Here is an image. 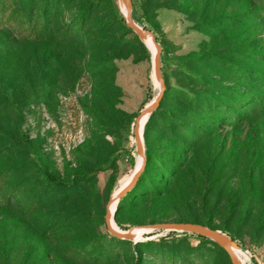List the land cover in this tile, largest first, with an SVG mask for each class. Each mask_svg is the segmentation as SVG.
<instances>
[{
  "label": "rangeland",
  "instance_id": "rangeland-1",
  "mask_svg": "<svg viewBox=\"0 0 264 264\" xmlns=\"http://www.w3.org/2000/svg\"><path fill=\"white\" fill-rule=\"evenodd\" d=\"M15 1L0 20V264H232L212 240L148 229L166 223L226 231L242 264H264L263 0H129L161 47L160 82L122 0ZM30 4L47 31L18 20ZM184 90L240 114H198ZM160 94L149 147L177 164H155L159 193L114 217L142 232L128 241L109 232L107 211L138 169L136 124ZM205 120V133L189 127ZM143 140L146 166L145 126ZM43 171L75 189L47 185Z\"/></svg>",
  "mask_w": 264,
  "mask_h": 264
},
{
  "label": "trees",
  "instance_id": "trees-1",
  "mask_svg": "<svg viewBox=\"0 0 264 264\" xmlns=\"http://www.w3.org/2000/svg\"><path fill=\"white\" fill-rule=\"evenodd\" d=\"M264 2V0H263ZM16 1L15 0H0V20H3V18L6 17L7 14V9L10 7V5L15 4ZM34 8L33 6L30 4V13L28 18H24L23 16L19 17V21H21V23L23 24H27L28 25V29L32 30L33 26L30 25L31 21H34V24L37 25L38 27H41V31H47L48 30V23L47 20L45 18H35L34 16ZM119 14V11H117ZM121 20L124 22V25L127 27L126 24V20L124 17H121ZM15 25V23L13 24ZM17 27H19L18 25H16V27H14V30L17 29ZM130 29V28H128ZM130 32L133 33V31L130 30ZM157 40V39H156ZM158 41V40H157ZM203 55L201 53L198 52H194L192 54H190V56L187 58L190 63H195V62H200L202 60ZM162 61V60H161ZM188 68V66H187ZM187 76L189 77L190 81L193 82L196 79V73L193 71L187 72ZM241 77L242 81H246V79H248L249 77L245 74H243ZM198 81L201 82V78H198ZM165 95H169L168 93ZM179 97H181L187 104H189L192 108L195 109V112L198 114L201 113H217L218 114H225V116H231L234 117L240 114V111L235 110V107H230L229 104H223V106H219V103L216 102V100H210L205 99V98H201L200 96L194 95L193 92H186L185 90L180 92ZM165 96V98H166ZM217 115L211 116L210 117H215ZM235 118H231V120H233ZM158 116H156V113L151 114V116L149 117L146 125H145V144H147V149H146V155H147V164L145 166V169L143 171V173L141 174L139 180L137 181L136 185L132 188V190L130 192H128L118 203L117 206V211H116V215L115 217L118 216V213L121 209H123L124 207V203H129L130 200H135L138 199L139 197H149L151 196V194L149 193H154L157 194L159 193V191L161 190V186H159V181L156 180L155 177H153L152 173L155 171V164L159 165L158 168L161 169H165V171H171L174 169V167L176 166L177 162H174L173 165H168L167 164V160H165L163 157L153 154L152 150L149 147V133L151 130V127L156 124L158 122ZM209 122H211V120H205L203 122H199L198 124L195 123H191L189 126L190 128H196L200 129V132H204V129H206V125L209 124ZM222 120H215V123H221ZM161 123L167 127V119H162ZM175 131V129L173 130ZM199 132V133H200ZM185 140H182V143ZM92 174L94 175V173L92 172ZM42 176L44 178V182L47 185H51L53 187H55L56 189H63V190H67V191H73L76 187V182L75 181H62V180H58L56 179L53 175H51L49 172L47 171H43ZM77 178L79 177H83L82 175H76ZM82 180H80L79 182H81ZM20 192H18L19 194ZM5 197V196H3ZM18 199V198H16ZM200 224V223H198ZM207 226L209 228H211L208 225H204ZM224 234H227L226 231H221ZM176 233V232H175ZM174 233V234H175ZM187 235V233H185ZM194 235V234H193ZM152 235L149 234L147 235V237H151ZM196 237H198L201 240H208L207 238H204L202 236H198L195 235ZM233 241H235V239L232 236H229ZM115 238V237H114ZM165 238H161L159 241H147V242H140L137 243L135 246L136 248L140 251L143 246L147 247V248H152L154 246H159L163 241H165ZM136 264H138V261L136 260Z\"/></svg>",
  "mask_w": 264,
  "mask_h": 264
},
{
  "label": "water",
  "instance_id": "water-1",
  "mask_svg": "<svg viewBox=\"0 0 264 264\" xmlns=\"http://www.w3.org/2000/svg\"><path fill=\"white\" fill-rule=\"evenodd\" d=\"M126 1L128 3V12H127V14H124V18L126 20L127 27L132 29L139 36V38L142 41L146 35L151 36L152 41L155 45V48L157 49V53L153 57L155 75L159 81H162L163 78H162V70H161V53H162L161 47L157 43L156 37L151 32L143 30L141 27H139L134 22V20L132 18L131 3L129 0H126ZM161 97H162V94H160L158 96V98L156 99L154 104L147 110L149 117L152 114V112L156 109V107L158 106V104L161 100ZM144 113L145 112L142 113L140 118L143 116ZM140 118H139V120H140ZM139 120L137 121L136 129H135V140H136V144H137V150H138L139 154L143 156V162H142V165L139 168V170L136 172L131 183L118 194V196L116 198V200L118 202L128 192H130L132 190V188L136 185L137 181L139 180V178H140V176L143 173L144 168H145L144 140H143V136L141 138V136L139 134ZM112 201H113V199L111 200V202ZM116 209H115V212H116ZM115 212L113 214V219L115 217ZM110 217H111V213L108 210L106 223H107L109 232L113 236L120 238V239L128 240V241H134L135 240L132 232L123 233L121 231L113 229L110 225V222H109ZM148 229H150V231H156L157 230V231H167V232H181V233H187V234H194V235L202 236L204 238H207V239L212 240L213 242L219 244L224 250H226L229 254V257H230L232 264H241V262L239 261V259L237 258V256L233 252V249L238 248L237 244L226 234H224L220 231H217V230H213L207 226H204L201 224H193V223H166V224H156L153 226H149Z\"/></svg>",
  "mask_w": 264,
  "mask_h": 264
},
{
  "label": "bare ground",
  "instance_id": "bare-ground-1",
  "mask_svg": "<svg viewBox=\"0 0 264 264\" xmlns=\"http://www.w3.org/2000/svg\"><path fill=\"white\" fill-rule=\"evenodd\" d=\"M122 10H123V12H124V14H127V12H128V3H127V1L126 0H122ZM143 41H145V43L148 45V47L149 48H151L152 50H153V52L155 53L154 54V56L156 55V53H157V49L155 48V45H154V43H153V41H152V38H151V36L150 35H146L145 37H144V39H143ZM153 56V57H154ZM158 79V78H157ZM160 82V81H159ZM152 106V105H151ZM150 106V107H151ZM149 109V108H148ZM147 109V110H148ZM147 110L145 111V113L143 114V116L140 118V120H139V134H140V136H141V138H142V136H143V132H144V126H145V123H147V121H148V118H149V114H148V112H147ZM142 162H143V156L141 155L140 156V158H139V161H138V169H137V171L139 170V168L141 167V165H142ZM136 171V172H137ZM136 172H135V174H136ZM135 176V175H134ZM134 176H133V178H134ZM133 178H130L129 180H126L125 182H124V184H123V186H122V188L118 191V193L115 195V197L113 198V201L110 203V205H109V211H110V213H111V217H110V225H111V227L113 228V229H115V230H118V231H120L119 229H118V227L116 226V224H115V222H114V220H113V214H114V212H115V209L117 208V205H118V201L116 200V198H117V196H118V194L122 191V190H124L130 183H131V181L133 180ZM141 234H142V232L140 231V230H134L133 231V235H134V238L135 237H140L141 236ZM233 252H234V254L239 258V256H238V252H237V249H233ZM242 264V263H241Z\"/></svg>",
  "mask_w": 264,
  "mask_h": 264
}]
</instances>
